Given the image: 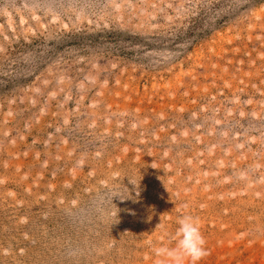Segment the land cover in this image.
<instances>
[{"label": "rangeland", "instance_id": "1", "mask_svg": "<svg viewBox=\"0 0 264 264\" xmlns=\"http://www.w3.org/2000/svg\"><path fill=\"white\" fill-rule=\"evenodd\" d=\"M185 214L264 264V0H0V264H156Z\"/></svg>", "mask_w": 264, "mask_h": 264}, {"label": "clouds", "instance_id": "2", "mask_svg": "<svg viewBox=\"0 0 264 264\" xmlns=\"http://www.w3.org/2000/svg\"><path fill=\"white\" fill-rule=\"evenodd\" d=\"M179 227L175 236V245L154 246L152 252L156 264H198L206 255V239L201 232L199 220L192 214H185L178 219ZM162 227V225H157Z\"/></svg>", "mask_w": 264, "mask_h": 264}]
</instances>
